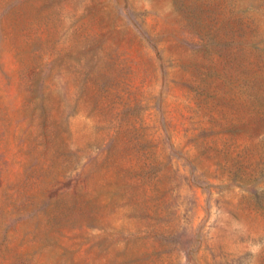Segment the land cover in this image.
<instances>
[{"label":"rangeland","instance_id":"1","mask_svg":"<svg viewBox=\"0 0 264 264\" xmlns=\"http://www.w3.org/2000/svg\"><path fill=\"white\" fill-rule=\"evenodd\" d=\"M0 264H264V0H0Z\"/></svg>","mask_w":264,"mask_h":264}]
</instances>
